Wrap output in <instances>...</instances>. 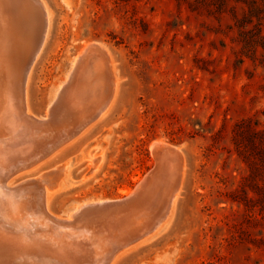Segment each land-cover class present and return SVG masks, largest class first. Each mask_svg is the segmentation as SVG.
<instances>
[{"label":"rangeland","instance_id":"obj_1","mask_svg":"<svg viewBox=\"0 0 264 264\" xmlns=\"http://www.w3.org/2000/svg\"><path fill=\"white\" fill-rule=\"evenodd\" d=\"M42 1L49 31L28 83L35 122L48 123L47 110L59 90L76 84L74 73L81 67L75 63L86 45L98 43L109 50L116 89L95 123L53 157L17 170L12 183L18 187L66 170L57 175L47 202L52 218L60 220L83 204L126 201L129 196L123 192H135L155 172L144 193L149 199L157 185L176 183L172 170L166 177L155 169L165 158L173 161L152 148L162 142L181 151L176 153L185 168L179 196L165 222L127 247L114 264H264V0ZM8 2L2 5L18 33L30 26V11ZM16 48L7 55L13 60V82L22 61L20 45ZM102 64L93 66L101 88L95 85L96 95L84 97L85 115L104 87L111 91ZM8 86L7 95L14 89ZM4 131L13 138V131ZM19 205L15 223L20 232L30 229L19 236L32 253L12 261L0 246V264H39L44 260L35 255L37 249L50 261L58 239L49 230H36L50 216L41 210L33 215ZM118 214L123 215L119 224L129 219L127 211ZM33 243L43 247H31Z\"/></svg>","mask_w":264,"mask_h":264},{"label":"bare ground","instance_id":"obj_2","mask_svg":"<svg viewBox=\"0 0 264 264\" xmlns=\"http://www.w3.org/2000/svg\"><path fill=\"white\" fill-rule=\"evenodd\" d=\"M3 1L4 0H0V199L3 200V202H0V246H3L1 251H6L3 253L9 260L18 261L21 256L24 257L23 255L28 253V250L31 249L22 244V242H24L23 238L19 236L23 232L24 234L25 232L30 233V229L29 231L28 229L24 231L23 227H20V229L23 230L20 232L17 227L18 224L16 225L15 223L21 212L17 209L20 207L19 203L22 202L24 207L31 209L33 215H38L43 211L47 217L50 216V220H44L41 223L42 227L36 230H49L58 239L53 240V246L50 250L52 255L49 256H51L53 260L50 259V261L47 262L46 258L43 256V252L37 249L35 255L37 254V256H40V258L42 257L44 260L39 264H51L52 261L56 264H114L116 260L125 254L124 252L127 247L156 231L157 227L170 216V208L175 199L179 196L180 187L178 186L182 184L180 181L185 171L183 166L184 161L183 165L182 163L180 164L179 161L181 151L177 148H173V146H168V144L164 145L162 142L153 143L152 148L156 150L157 153L166 152L167 157L168 154L173 157V161L170 163H166L167 161L166 158L163 159L164 157L161 158L166 162L157 159L160 162L155 169L160 170V175L162 172L165 175L168 171L170 173L174 172L173 176L176 179V183L170 182V180L173 179L170 177L171 175L168 176L171 178L170 180L167 178L171 184L170 186L164 185L163 182V184H161L159 180H156L154 183L159 181L161 185H157V187L159 186L158 189L154 187L156 186L155 184L152 186L157 189L158 192L154 195L152 192V196L150 197L149 195V199L146 198L144 193L146 192V186L150 183L154 176L153 173L155 172L151 174L148 173L149 175H146L147 177L142 182L140 181L141 184L139 183L140 185L135 192H123L129 196L126 201H122L121 199V201L118 202L100 201L97 204H83L76 209L75 214L69 216L68 219L66 218L67 220H60L59 217H53V219L47 209L49 190H52L55 183H57L55 180L58 178L57 175L61 176L60 173H62V171L66 172V170L58 169L59 171L55 170V173H47L40 178V181L35 180V182H33V179L32 182L31 180L30 182H23L22 185H19L21 187H16L15 184L12 183L11 178L12 176H16L17 170H29V168L35 167L36 164H40L44 160L53 157L52 155L54 152H58L67 143L77 139L81 132L95 123L98 118L108 110L114 96V89H116L117 78L113 71L112 61L108 52L109 50L98 43L86 45L75 63V65L81 67V70L77 71L73 68L75 70L74 74H76V84L71 89L66 87L67 84L59 90V93L56 95V101L47 110L48 123L43 124L40 120L43 125L37 124L39 121L37 123L35 122L37 118L34 117L28 105V83L31 70L45 45L49 31V14L42 0H9L22 3L30 11V26L19 30L17 33L16 24L13 23V21L11 22L9 15L3 8ZM17 45H20L22 61L20 60L21 63L18 62V64H20L15 67L18 71V76L16 74V80L13 82V73L10 72V70L12 71L14 68L12 63L13 60L11 61L10 56L7 57V55L14 47L15 50H17ZM92 55L94 56L92 57ZM96 55L98 56L97 61ZM88 59H90V62L87 61ZM96 62L101 64L104 63L102 64L103 67L101 65L99 68L102 67V70L107 69V73L105 72L106 74H104L106 75L105 79H107V82L106 80L105 82L111 84L112 88L110 92H106L107 88L104 87L105 91L100 93L99 99L93 96L94 99L96 97L98 100L92 102L90 99L92 104L89 102L88 97L87 100L91 106L89 109L90 111L87 109L89 112L85 115L86 109L84 110L83 101H86V99L84 97L88 94L96 93V89L100 87V85H97L98 83L95 79L96 69H98V67L94 68ZM97 71L100 73L99 70ZM99 75L98 78H100ZM72 76L71 73L70 77ZM105 82H102L104 86H106ZM8 85H11V88L14 87L9 95L6 94L9 87ZM95 85L98 87L96 88ZM104 89L102 87V90ZM102 90L99 89L101 92ZM7 99H9V103L6 101ZM69 125L72 127L70 128ZM8 129L14 132L13 138L11 137L12 139L4 136V130L8 132ZM17 132L21 135L22 141L19 140ZM20 141L21 143H19ZM22 142H25V148ZM21 145L22 148L20 147ZM177 152L180 153L177 155L179 158L176 157ZM2 159L4 161H2ZM167 165L169 166L168 168ZM60 170L62 171L60 172ZM170 170H172V172ZM158 178L162 179V177ZM167 179L164 181H167ZM159 182L157 183L159 184ZM10 185H14L15 187H11ZM142 198H146L147 200H143ZM142 202L147 203L142 204ZM132 208L136 210H132ZM36 210L41 211L34 214L37 212ZM124 211L129 213V219L119 224L117 219H119L120 215L118 213L121 214L122 212L123 214ZM15 213L17 220L14 218ZM30 214L31 213H29V215ZM32 214L30 217L34 218ZM44 217L41 218L44 219ZM120 217H123V215ZM36 218L39 217L37 216ZM29 225H27V227ZM118 231L122 232V235H116ZM13 233L16 236L15 238H6L7 236L11 237ZM37 238L38 237L35 238L36 241L40 240ZM38 244L33 243L31 247L35 245L43 247ZM21 246H23V249ZM30 252L32 253V250H30Z\"/></svg>","mask_w":264,"mask_h":264}]
</instances>
